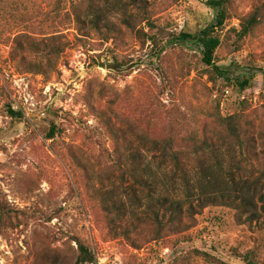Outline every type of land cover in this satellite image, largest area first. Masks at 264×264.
Returning a JSON list of instances; mask_svg holds the SVG:
<instances>
[{"label": "rangeland", "instance_id": "374dc122", "mask_svg": "<svg viewBox=\"0 0 264 264\" xmlns=\"http://www.w3.org/2000/svg\"><path fill=\"white\" fill-rule=\"evenodd\" d=\"M204 1L97 0L115 9L109 41L52 22L51 0L0 2V264H76L78 241L95 256L84 264H219L194 251L264 264V22L242 41L236 17L216 29L218 76L195 39H177L214 21ZM229 1L264 15V0ZM140 5L158 25L144 45L121 24ZM163 138L176 159L153 144ZM133 156L154 185L134 181ZM151 204L178 208L179 232L152 239Z\"/></svg>", "mask_w": 264, "mask_h": 264}, {"label": "trees", "instance_id": "16d2710c", "mask_svg": "<svg viewBox=\"0 0 264 264\" xmlns=\"http://www.w3.org/2000/svg\"><path fill=\"white\" fill-rule=\"evenodd\" d=\"M2 2V0H0ZM205 4L215 11L214 21L208 23L204 28L200 29L195 34H190L187 32L180 31L178 33L177 39L188 40L195 39L197 45L202 53V61L210 66V70H213L216 75L224 76L225 71L214 65V54L217 47L220 44L219 36L216 34V29L223 28L226 20L236 17L238 20V29H231V31L236 36L238 41H242L246 37L250 36L263 22L264 15L259 8H254L245 14H238L235 9L231 6L229 0H205ZM125 12V11H124ZM50 16V20L55 22L56 20H63L65 22L72 23L76 26L87 25L88 28L93 29L99 34V39L102 41L115 40L120 34V31L115 27L113 17L116 15L115 9L112 7H107L104 5L101 7L97 0H51V8L46 12ZM123 14V13H122ZM123 27L133 32L139 39L142 40V44L146 40L155 41L154 29L157 28L155 20L152 18V14L144 5L137 7V12L133 15L124 13V18L121 21ZM144 24V27L140 25ZM140 26V27H138ZM21 36V34H18ZM14 35L10 42V54L13 57L14 52L22 50V43L20 42L19 36ZM262 72L264 74V65L262 67ZM251 78H243L239 80L238 84L241 88H245L249 85ZM12 116H21L19 111H10ZM221 123L224 125L226 133L229 137L242 144L243 139L241 137L240 127L237 126V120L235 115L226 116L221 119ZM54 134V127H52L47 138H52ZM153 144L160 146L164 151H170L173 158H177V153L172 151V140L170 138H163L158 141H153ZM120 155H117L118 164L121 161ZM130 162L131 172L130 175L138 184H155V180H151L148 176L147 179H143L139 172L137 164V159L135 156L132 157ZM149 182V183H148ZM103 210L106 214L109 207L107 203H103ZM165 206V205H164ZM149 211L145 214V220L141 222L154 223L155 233L152 239L160 238L163 232H170L174 230L176 233L179 232V225L182 220L179 215V209L170 207H165L164 211L161 212L159 209L155 208V205L151 204ZM115 210L118 207H114ZM9 213L8 209L2 204L0 197V215ZM106 216H108L106 214ZM195 254L201 255L206 259L211 260V262H216L219 264H224L220 260L213 259L211 256L202 253L200 251H194ZM245 264H255L252 259L248 256H242ZM95 260L94 253L86 245L78 241V255L76 259V264L81 263H91Z\"/></svg>", "mask_w": 264, "mask_h": 264}, {"label": "water", "instance_id": "95a60500", "mask_svg": "<svg viewBox=\"0 0 264 264\" xmlns=\"http://www.w3.org/2000/svg\"><path fill=\"white\" fill-rule=\"evenodd\" d=\"M108 68H114V66L113 65H108Z\"/></svg>", "mask_w": 264, "mask_h": 264}]
</instances>
